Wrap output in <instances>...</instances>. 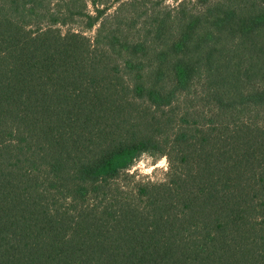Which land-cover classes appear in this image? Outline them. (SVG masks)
<instances>
[{
  "label": "trees",
  "instance_id": "1",
  "mask_svg": "<svg viewBox=\"0 0 264 264\" xmlns=\"http://www.w3.org/2000/svg\"><path fill=\"white\" fill-rule=\"evenodd\" d=\"M115 1L0 0V264H264V0Z\"/></svg>",
  "mask_w": 264,
  "mask_h": 264
},
{
  "label": "rangeland",
  "instance_id": "2",
  "mask_svg": "<svg viewBox=\"0 0 264 264\" xmlns=\"http://www.w3.org/2000/svg\"><path fill=\"white\" fill-rule=\"evenodd\" d=\"M164 2L165 5L170 7L177 6L183 0H160ZM189 1V0H188ZM194 1V0H192ZM110 2H116L115 0H110ZM116 6V3H114ZM89 11H92V6L89 5ZM113 10V9H112ZM111 10V11H112ZM77 29V27H75ZM89 37H93L95 35V30L91 32H87ZM168 162L165 158H153L148 154H144L138 157L133 164L130 166L128 173L131 177L124 178L118 180L117 184L119 186H134L137 182H154V183H162L167 179L168 172Z\"/></svg>",
  "mask_w": 264,
  "mask_h": 264
}]
</instances>
